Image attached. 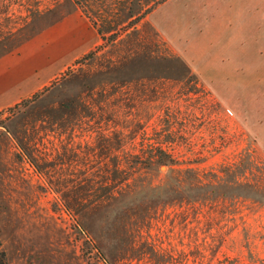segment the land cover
Segmentation results:
<instances>
[{
	"label": "rangeland",
	"instance_id": "obj_1",
	"mask_svg": "<svg viewBox=\"0 0 264 264\" xmlns=\"http://www.w3.org/2000/svg\"><path fill=\"white\" fill-rule=\"evenodd\" d=\"M73 9L100 43L0 115L7 264H264V0H0V54Z\"/></svg>",
	"mask_w": 264,
	"mask_h": 264
},
{
	"label": "crops",
	"instance_id": "obj_2",
	"mask_svg": "<svg viewBox=\"0 0 264 264\" xmlns=\"http://www.w3.org/2000/svg\"><path fill=\"white\" fill-rule=\"evenodd\" d=\"M250 14L246 8L245 19ZM100 41L87 16L73 9L19 43L14 51L0 54V115L41 91Z\"/></svg>",
	"mask_w": 264,
	"mask_h": 264
},
{
	"label": "trees",
	"instance_id": "obj_3",
	"mask_svg": "<svg viewBox=\"0 0 264 264\" xmlns=\"http://www.w3.org/2000/svg\"><path fill=\"white\" fill-rule=\"evenodd\" d=\"M0 264H7L5 253L3 249L1 248V243H0Z\"/></svg>",
	"mask_w": 264,
	"mask_h": 264
}]
</instances>
